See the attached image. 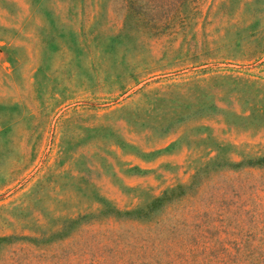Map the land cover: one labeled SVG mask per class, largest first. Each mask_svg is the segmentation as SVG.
Here are the masks:
<instances>
[{
  "label": "rangeland",
  "instance_id": "rangeland-1",
  "mask_svg": "<svg viewBox=\"0 0 264 264\" xmlns=\"http://www.w3.org/2000/svg\"><path fill=\"white\" fill-rule=\"evenodd\" d=\"M255 156L264 0H0V264H264Z\"/></svg>",
  "mask_w": 264,
  "mask_h": 264
},
{
  "label": "trees",
  "instance_id": "trees-1",
  "mask_svg": "<svg viewBox=\"0 0 264 264\" xmlns=\"http://www.w3.org/2000/svg\"><path fill=\"white\" fill-rule=\"evenodd\" d=\"M242 162L245 163L246 165H264V156H255V157L245 158L243 160L235 162L234 164L237 165ZM180 187H181L180 185H176L175 187H172L168 190H163L160 195L152 197L150 201H148L145 204L144 211L145 212L150 211L160 206L164 202H166L167 199H169L172 195L180 193L181 190H178L180 189ZM138 210H141V208H139ZM8 238L9 237H6V236H0V239H8Z\"/></svg>",
  "mask_w": 264,
  "mask_h": 264
}]
</instances>
